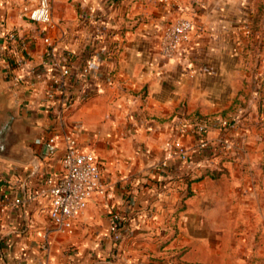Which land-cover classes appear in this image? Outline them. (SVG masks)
I'll list each match as a JSON object with an SVG mask.
<instances>
[{
  "label": "crops",
  "instance_id": "crops-1",
  "mask_svg": "<svg viewBox=\"0 0 264 264\" xmlns=\"http://www.w3.org/2000/svg\"><path fill=\"white\" fill-rule=\"evenodd\" d=\"M34 5L0 0V99L37 126L23 140L30 158H0V264H264V0H50L47 27L28 19ZM178 17L194 24L183 51L151 60L154 34ZM87 62L112 71L111 82L80 86ZM62 64L65 122L102 182L65 238L50 231L40 192L61 151L41 158L36 143L56 114L44 82L15 80L21 68ZM197 121L230 150L199 165L175 157L159 173L173 145L193 150L183 129ZM171 178L182 181L163 191ZM112 215L128 233L120 242Z\"/></svg>",
  "mask_w": 264,
  "mask_h": 264
},
{
  "label": "built area",
  "instance_id": "built-area-1",
  "mask_svg": "<svg viewBox=\"0 0 264 264\" xmlns=\"http://www.w3.org/2000/svg\"><path fill=\"white\" fill-rule=\"evenodd\" d=\"M27 16L30 21L47 27L51 16L50 0H35V5L28 10ZM193 27L191 20L178 17L158 30L153 36L154 46L150 59L166 60L175 57L183 51ZM240 28L246 35L250 34L246 23L243 22ZM8 37L12 39V36ZM21 69L22 75L17 76L15 80L20 82L27 79L29 86L44 82L42 101L56 114V124L36 143L40 146L38 155L41 158L51 157L57 151H61L60 171L46 177L44 188L40 192L49 199L45 214L50 231L65 238L73 234L75 222L84 212L89 199L102 186L99 162L92 150L80 145L78 127L65 122V114L71 107L67 92L71 75L69 66L62 64L58 66L57 71L48 72L35 67ZM203 70L201 67L200 71ZM76 77L80 86L86 79L95 78L109 84L112 80V71L96 63L87 62L79 69ZM183 130L197 138L193 150L188 152L180 145H173L159 161L157 166L159 173L163 174L168 162L175 157L199 165L229 151L232 146V141L228 138H221L215 143L208 142L204 138L206 123L202 121L186 124ZM172 181L173 187L162 185L163 191H168L181 183L179 178ZM120 220L118 215L110 217L109 230L114 242H120L128 235L127 230L120 226Z\"/></svg>",
  "mask_w": 264,
  "mask_h": 264
},
{
  "label": "water",
  "instance_id": "water-1",
  "mask_svg": "<svg viewBox=\"0 0 264 264\" xmlns=\"http://www.w3.org/2000/svg\"><path fill=\"white\" fill-rule=\"evenodd\" d=\"M54 122L47 127L50 130ZM37 126L34 123L22 118L17 114L14 106H9L8 102L0 99V158L22 162L32 155H27L23 147L24 139H32Z\"/></svg>",
  "mask_w": 264,
  "mask_h": 264
},
{
  "label": "trees",
  "instance_id": "trees-1",
  "mask_svg": "<svg viewBox=\"0 0 264 264\" xmlns=\"http://www.w3.org/2000/svg\"><path fill=\"white\" fill-rule=\"evenodd\" d=\"M179 180H181V181H182V178H179Z\"/></svg>",
  "mask_w": 264,
  "mask_h": 264
}]
</instances>
